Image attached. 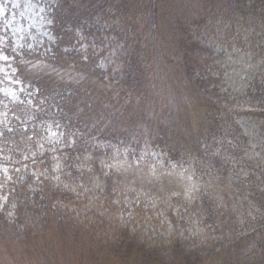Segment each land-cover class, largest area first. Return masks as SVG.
<instances>
[{"label":"trees","instance_id":"16d2710c","mask_svg":"<svg viewBox=\"0 0 264 264\" xmlns=\"http://www.w3.org/2000/svg\"><path fill=\"white\" fill-rule=\"evenodd\" d=\"M52 1V39L2 51L27 94L0 92V163L8 167L0 176V264H26L24 252L30 264H62L72 233L79 264H172L127 225L109 222L114 233L103 237L74 216L84 190L115 206L130 180L122 168L151 162L140 149L158 151V165L176 177L165 200L172 219L191 214L217 236L171 238L162 248L174 250L175 264H264V168L241 123L249 117L264 128V86L229 89L222 53L201 37L219 15L247 28L264 23V0ZM50 125L63 140L54 151L45 144Z\"/></svg>","mask_w":264,"mask_h":264},{"label":"rangeland","instance_id":"374dc122","mask_svg":"<svg viewBox=\"0 0 264 264\" xmlns=\"http://www.w3.org/2000/svg\"><path fill=\"white\" fill-rule=\"evenodd\" d=\"M51 5H53L52 0H0V92L10 99L23 98L27 94V88L14 79L13 69L8 63L11 58L2 51L7 48L9 42L15 50L43 47L50 41L52 39L49 28L52 24L49 16ZM237 20L216 16L212 27L204 29L201 37L206 42L205 45L211 47L215 53H222L223 57L218 62L222 67L225 85L233 91L246 94L258 85L264 86V23L255 21L247 28L245 21L242 22L240 18ZM120 45L121 43L114 44L115 47ZM114 48L108 50L111 52L108 56L109 60L114 58L112 57L115 54ZM108 59L101 60L103 67L109 64ZM176 96L186 102L187 96L182 95L180 89ZM241 123L251 137L252 156L257 158L264 168V128L249 117L241 118ZM62 141L61 133L55 126L50 125L45 138L47 147L54 151L58 146L61 147ZM139 151L140 160L148 157L151 162L139 163V165L135 160L129 170L126 169L129 167L122 168L126 179L130 178V180L124 191L113 199L115 206L111 207L114 208L110 207L111 202L107 203L104 200V196L89 195L83 189L82 207L73 208L74 216L85 227L84 229H88L91 224L99 227L100 236L103 237L108 235L112 237L114 232L109 228L110 223L113 229L115 226L127 225L130 233L136 234L140 241L143 240L151 247L159 248L161 254L170 253L168 260L175 264L174 259H171V252L174 250L170 247L162 248L170 245L171 238H194L199 244L202 239H217V236L209 229L206 230L201 220L191 214L181 220L175 210L173 214L175 216L177 214V217L176 220L172 219L169 205H165V200L175 195V188L178 185L173 178L176 177L168 173L169 168L164 164L158 165L162 163L158 151L150 152L143 149ZM119 152L121 157H127L124 150L120 149ZM120 165H125V162L113 164L116 169H119ZM7 168L0 163V176L6 177ZM2 189L3 185L0 183V208L5 202ZM184 194L186 193L182 191L183 198ZM86 234L87 232H84L83 236L86 237ZM51 243L52 249L55 242ZM74 245L72 233L71 241L64 246L66 255L62 264H79L80 261H75L71 253ZM49 249L46 246L42 250L52 256L53 250L51 252ZM12 250L19 255L18 250L14 248ZM161 254H159L161 257L157 256L160 262L165 259ZM22 257L26 264L33 262V255L29 252L22 253ZM54 257H56V248ZM56 262L59 264L60 260Z\"/></svg>","mask_w":264,"mask_h":264}]
</instances>
